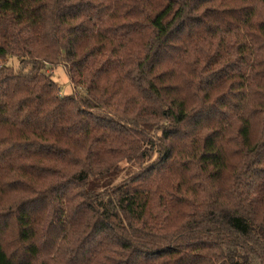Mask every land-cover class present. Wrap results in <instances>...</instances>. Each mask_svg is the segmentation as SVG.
Returning a JSON list of instances; mask_svg holds the SVG:
<instances>
[{"label":"trees","instance_id":"trees-1","mask_svg":"<svg viewBox=\"0 0 264 264\" xmlns=\"http://www.w3.org/2000/svg\"><path fill=\"white\" fill-rule=\"evenodd\" d=\"M0 264H264V0H0Z\"/></svg>","mask_w":264,"mask_h":264},{"label":"rangeland","instance_id":"rangeland-1","mask_svg":"<svg viewBox=\"0 0 264 264\" xmlns=\"http://www.w3.org/2000/svg\"><path fill=\"white\" fill-rule=\"evenodd\" d=\"M9 66L14 67L15 69L19 66V61L15 58L10 59L8 62ZM44 73L48 74L53 82L58 86L60 89V92L65 95L69 96L74 94L78 97H84L85 91L81 88H77L76 91L74 90V86L71 84L68 73L64 65H58V66H50L47 65L44 69ZM59 91V90H58ZM75 91V92H74ZM137 170V167L133 165L131 162L124 161L120 165V171L117 177H115L113 183L109 184V186L116 185L123 181L125 178L131 176L135 171Z\"/></svg>","mask_w":264,"mask_h":264}]
</instances>
